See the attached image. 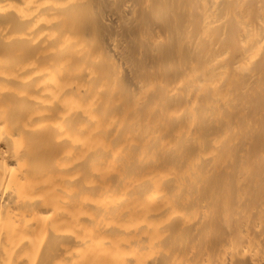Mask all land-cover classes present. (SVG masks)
<instances>
[{
    "label": "bare ground",
    "instance_id": "bare-ground-1",
    "mask_svg": "<svg viewBox=\"0 0 264 264\" xmlns=\"http://www.w3.org/2000/svg\"><path fill=\"white\" fill-rule=\"evenodd\" d=\"M0 264H264V0H0Z\"/></svg>",
    "mask_w": 264,
    "mask_h": 264
}]
</instances>
